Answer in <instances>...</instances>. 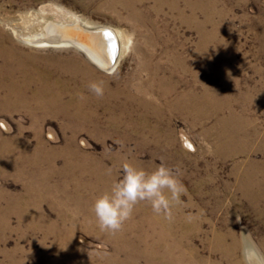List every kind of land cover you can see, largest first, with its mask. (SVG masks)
I'll list each match as a JSON object with an SVG mask.
<instances>
[{
	"label": "rangeland",
	"instance_id": "obj_1",
	"mask_svg": "<svg viewBox=\"0 0 264 264\" xmlns=\"http://www.w3.org/2000/svg\"><path fill=\"white\" fill-rule=\"evenodd\" d=\"M49 22L113 29L115 69L97 68L75 47L26 41L46 35ZM25 77L81 110L37 109L34 84L16 99L7 85ZM0 100V154L19 140L37 162L18 175L0 171V264H241L244 239L264 254V0H0ZM67 146L78 165L105 171L70 176L61 189ZM125 162L146 173L168 168L178 200L167 214L140 202L144 210L134 206L118 232L101 231L91 201L99 188L82 185L110 188ZM51 163V182L40 180L53 175ZM139 210L144 219L172 217L173 254L127 248L146 230L156 241L150 222H134Z\"/></svg>",
	"mask_w": 264,
	"mask_h": 264
},
{
	"label": "bare ground",
	"instance_id": "obj_2",
	"mask_svg": "<svg viewBox=\"0 0 264 264\" xmlns=\"http://www.w3.org/2000/svg\"><path fill=\"white\" fill-rule=\"evenodd\" d=\"M135 1H137V0H129V2L131 4L134 3ZM123 4H125V3H123ZM46 29H47L46 35H43L44 33L41 34V35L39 34L38 37L32 35V37L30 39L27 38L26 41L29 42L32 45L37 46V47H61V46L75 47L76 49H78L79 51H81L89 59V61H91L97 68L102 69V70H105V71L112 72L115 69V67L117 66L118 58L116 57V60H115L114 65H112V67H110V65H111L110 64V58L112 57L113 52H114L113 42H111V39L109 38V37H111L110 35H113L115 37V41L117 40L118 41V45H119V34L117 32H115L113 29H110V28H107V27H101L100 29L96 30V32H87L81 26H76V25L73 26V27L72 26H63V25H58L57 23H53V22H49ZM17 32H19V31H17ZM106 32H108L110 35H108ZM120 50L121 49L119 47L118 48V53L119 54H120ZM119 54H117V56ZM14 71L15 72L18 71V72H20V74H24V75L26 74L25 73L26 70L24 71L23 68L22 69H18L17 68V70H14ZM88 74H89V72H88ZM43 81L44 80L43 79H40V77L39 78H37V77H35V78L34 77H25L24 78V81H23V83H21V85H18L16 82H14L12 80L7 85V87H8V90L10 92H15V94H16L15 98L18 99V98L21 97V95H24V90L26 88L31 87L30 86L31 84H34L35 86L37 85L38 86V87H36L37 90L35 91L34 95L32 96V98H33V101L32 102L34 103V105H35V107L37 109H42V110L45 109L46 110L48 107L53 106L54 104H60L64 108H67L68 106H76V109L81 110L82 103L76 102L73 97L72 98H69L70 100L68 101V104L67 103H61V101H62L61 100L62 91L60 92V94L57 93L56 92V89H55V86L53 87V86H49L47 84H44ZM36 83H38V84H36ZM18 87H19V89H18ZM51 92L53 94H50ZM7 99H10V96H8ZM12 100H14V99H12ZM15 102H17V101H15ZM176 103H178V102H176ZM23 105H25V103H23ZM1 126L6 130V126L4 124H1ZM17 142H18L17 147L14 150L4 149L3 154H0V171H4V170L7 171L8 170L7 173H13L15 175H18L20 173H25L26 170H27L26 172H29L28 166L34 167L33 165H35L37 163V162H33V161H28L25 158L27 155H25V154L23 155L22 153H23V150H24L26 144L23 143V142H20L19 140H17ZM186 143H187L188 147L192 151H194V146L192 145V142L191 143L190 142H186ZM42 148H43V146H42ZM66 148H67L66 149L67 153H69L68 152V146ZM38 151L42 153L41 149H39ZM72 153L73 154L69 153V155H71V157L69 158L71 160V163H70V161L68 159H65L66 160L65 166H64V168H61L63 170H62V172H60L61 173L60 176H62L63 179H64V181H63V185L64 186H62L61 189H65V190L67 189V187H69V185L71 184V182L74 181L73 179L70 178V176L79 175V177H82L88 171H90L89 173H91V174L93 172L94 175L96 176L97 174L98 175L101 174L100 171H105L104 168H102V166L100 165V162L99 163H97V162H95V163H88V165H86L84 167H83V165H78V163H80V162H78L76 160L77 157H78V155H77V157H75V153L73 151H72ZM53 156H54V154H53ZM46 158H48V157H46ZM43 165H45V164H43ZM47 165H48V163H47ZM26 167H27V169H26ZM49 167H51V171H52L53 175L50 176L49 173L44 174L41 171L42 172L41 173L42 175H41V178H39L40 180H43L45 182H47V181H50L51 182V179L53 178V176L55 175V173H56L57 170H56L55 166L53 165V163H51ZM32 172H35V171H32ZM37 172H40V170L37 171ZM86 180H84V181L86 182ZM82 182H83V180H82ZM91 182H87V183L83 184L82 186L88 188L87 191H89V188H91V189L99 188V191H100L99 192L100 193L99 196L101 194H103L104 192H106L107 189H109V187H107V186L106 187L105 186H101V185H103L101 182H92V183ZM81 187H79L78 186V183H77L74 191L77 192L78 188H81ZM68 190H69V188H68ZM81 191H83V189H81ZM79 192H80V190H79ZM77 194H78V192H77ZM96 198L97 197H95V198H93L91 200L92 203L94 202V200ZM79 201H80L79 198H77V199L75 198V199H69L68 202L66 201V203L69 204V202H73V203L75 202L74 204L76 205ZM135 206L137 208L141 209V211L144 210V208L140 204V202H138ZM141 211H140L141 214H139L140 215L139 216V219H136L137 217H135V218L132 217V218H133V220H134V222L136 224H140L141 225L140 222H144V225L143 226H145V222L146 223L147 222H150L149 223V226L152 228L151 231L154 232L153 236L156 237V241H155V243L153 242L154 245H150L149 244V236L150 235H148V233H147L148 231L146 230L145 234L144 235L142 234V239L140 240V244L139 245L132 244L131 246L128 245L127 248L130 249V250H134V252L135 251L136 252L137 251L138 252L139 251L140 252H143L146 255L147 254H150V255L151 254L152 255L154 254L155 255V254H158L160 252H163L165 254H170V255L173 254V250H174L175 246L168 245L166 243V239L173 237L172 236V234H173L172 217H169L167 215H166L167 216L166 217V216H163L162 215V216H157L156 218H153V219H150V218L144 219V215L142 214ZM147 225H148V223H147ZM155 228H157V229H155ZM130 244H131V242H130ZM175 244H177V243H175ZM178 245H179V243H178ZM234 247H236V246H234ZM231 250H235V248H230L229 247V252L230 253H231Z\"/></svg>",
	"mask_w": 264,
	"mask_h": 264
},
{
	"label": "clouds",
	"instance_id": "obj_3",
	"mask_svg": "<svg viewBox=\"0 0 264 264\" xmlns=\"http://www.w3.org/2000/svg\"><path fill=\"white\" fill-rule=\"evenodd\" d=\"M89 89L97 97L103 95L100 83H90ZM122 171V178L93 202L92 211L101 231L118 232L138 202L146 201L156 213L167 214L178 200L180 188L172 172L163 165L146 173L125 162ZM241 264H264V254L250 246L247 239L242 240Z\"/></svg>",
	"mask_w": 264,
	"mask_h": 264
},
{
	"label": "water",
	"instance_id": "obj_4",
	"mask_svg": "<svg viewBox=\"0 0 264 264\" xmlns=\"http://www.w3.org/2000/svg\"><path fill=\"white\" fill-rule=\"evenodd\" d=\"M58 25H63V26H75V25H64V24H58ZM76 26H81L85 31L87 32H96V30L100 29L101 27H88L82 23H78L76 24ZM108 35H110L108 32H106ZM111 37H109L111 39V42H113V49H114V52H113V55L112 57L110 58V67H112V65H114L115 63V60H116V57H117V54H118V48H119V45H118V41L116 40L115 41V37L113 35H110ZM113 39V40H112Z\"/></svg>",
	"mask_w": 264,
	"mask_h": 264
}]
</instances>
